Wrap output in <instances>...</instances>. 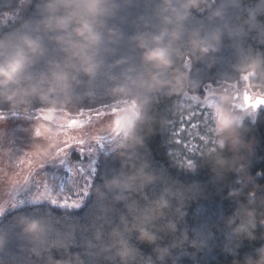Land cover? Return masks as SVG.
Here are the masks:
<instances>
[{
	"label": "trees",
	"instance_id": "trees-1",
	"mask_svg": "<svg viewBox=\"0 0 264 264\" xmlns=\"http://www.w3.org/2000/svg\"><path fill=\"white\" fill-rule=\"evenodd\" d=\"M69 2L0 0V17L20 16L16 23L0 29V37L14 34L20 43L23 36H39L46 49L43 60L62 62L64 53L55 41L48 39L52 33L46 34L45 23L49 20L54 24L61 20L71 23L67 10L61 7ZM118 2L122 7L108 24L119 27L124 39L117 57L112 59L134 48L129 37L145 32L146 23H156L153 11L160 0H128L126 5L124 0ZM234 2L254 3L257 11L250 20L248 35L217 54L227 57L221 61L223 72L218 79L223 85L243 88L242 75L253 63H259L260 75L252 78L250 89L255 93L259 89V94H264V0H215L216 4ZM224 15L226 21L232 22L239 10L229 7ZM40 66L45 67L43 61ZM66 71L71 87L57 86L52 94V102L59 112L92 110L113 104L81 77L76 68L69 66ZM137 105L140 118L122 143L124 147L117 146L100 155L84 207L69 211L40 203L22 206L1 218L0 264H119L118 257H113L121 248L130 257L129 264H233L234 261L240 264L245 253L256 254V248L264 243V227L260 223L264 220V107L254 121L249 118L243 121L239 140L234 131L229 132L224 137L225 147L220 148L216 141L221 137L207 132L206 117L194 114L191 120L183 119L182 113H187L173 105L166 94L152 99L147 121L141 115L145 102L141 99ZM38 107L22 94L14 103L0 101V112L31 113ZM187 159L194 161V172L184 167ZM133 169H142L141 179L148 173L162 175L169 181L165 196L173 205L179 230L164 239L162 246H167V252L162 261L157 260V253L148 245H142L141 254L132 259L122 233L130 227L128 222L132 216L144 223L151 222L154 209L158 208L152 201L163 192L164 186L158 185L156 190L149 186L136 199L135 193L130 195L124 188L120 194L125 199L119 202L111 194L96 193L101 177L123 180ZM258 172L261 174L257 175ZM22 216L50 217L46 234L36 239L23 232L19 223ZM117 226L119 232L113 233L112 229ZM248 232H253L257 239L246 240Z\"/></svg>",
	"mask_w": 264,
	"mask_h": 264
},
{
	"label": "clouds",
	"instance_id": "clouds-1",
	"mask_svg": "<svg viewBox=\"0 0 264 264\" xmlns=\"http://www.w3.org/2000/svg\"><path fill=\"white\" fill-rule=\"evenodd\" d=\"M127 2L124 0L125 5ZM61 7L67 10L71 23L61 20L54 24L49 20L45 29L46 34L52 33L48 39L55 41L64 53L62 62L43 60L46 49L39 36H23L20 43L16 42L14 34L0 37V101L14 103L22 94L39 105L37 112L41 121L44 120V113H53L52 121L48 122L51 126L58 111L52 102V94L57 91V86L71 87L66 69L72 66L113 103L122 100L139 103L142 99L145 107L141 115L145 121L150 119L148 105L152 99L158 94H166L173 105L187 113H182L183 119L191 120L194 114L206 117L207 132L221 137L216 141L220 148L225 147L224 137L229 132L234 131L239 140V130L244 127V118L238 115L240 111L256 112L264 107V94L256 95L254 101L249 96L245 105L234 104L238 97L233 96L218 79L223 72L221 61L227 60V57L217 54L248 35L250 20L257 11L254 3L234 2L229 5L216 4L215 0H160L153 11L156 23H146L145 32L129 37L134 48L115 59L112 58L117 57L124 34L115 24L109 26L108 21L115 19L122 7L118 0H70ZM229 7L239 10V15L232 22L225 20L224 13ZM42 61L45 67L40 66ZM260 67L259 63H253L242 75L246 88L250 87L252 78L260 75ZM256 91L259 93V89ZM84 111L81 108L80 114ZM116 112L118 109L114 110V116ZM34 135L40 141V147H48L42 132L37 130ZM140 146H144L143 137ZM37 147L34 144L32 149ZM118 147L124 145L118 144ZM211 151L216 149L211 148ZM184 167L195 171L191 159L186 160ZM140 172L142 169H133L123 180L101 177L96 193L111 194L112 199L119 202L125 199L120 194L124 188L129 190L130 195L135 193L133 198L136 199L149 186L154 190L158 185L164 186L163 192L152 201L158 208L154 209L151 222L144 223L132 216L128 222L130 227L122 233L132 259L141 254L142 245H148L157 253V260L162 261L167 252V246H162L164 239L179 230L173 205L165 196L169 181L162 175L148 173H144L145 179H141ZM82 207L84 205L80 204L76 210ZM2 214L3 209L0 208V216ZM50 219L46 216H22L19 223L23 232L39 239L46 234ZM260 223L264 227V220ZM112 231L118 233V226ZM245 239L255 241L257 237L248 232ZM116 257L119 264H129L130 257L123 248L116 251L113 258ZM240 264H264V243L259 244L255 255L245 253Z\"/></svg>",
	"mask_w": 264,
	"mask_h": 264
},
{
	"label": "rangeland",
	"instance_id": "rangeland-1",
	"mask_svg": "<svg viewBox=\"0 0 264 264\" xmlns=\"http://www.w3.org/2000/svg\"><path fill=\"white\" fill-rule=\"evenodd\" d=\"M19 18V14L3 15L0 29ZM225 86L238 97L234 101L236 105L247 104L249 96L254 101L259 94L250 87ZM261 109L240 111L238 115L254 121ZM43 115L41 121L37 110L0 112V208L3 209L0 220L25 205L48 203L69 211L85 205L100 155L122 144L133 132L140 109L136 102L122 100L82 114L57 111L51 126L48 122L52 121L53 113L48 111ZM37 130L47 139V148L39 146L40 141L34 135ZM34 144L38 145L35 150ZM86 192L89 194L85 195Z\"/></svg>",
	"mask_w": 264,
	"mask_h": 264
},
{
	"label": "flooded vegetation",
	"instance_id": "flooded-vegetation-1",
	"mask_svg": "<svg viewBox=\"0 0 264 264\" xmlns=\"http://www.w3.org/2000/svg\"><path fill=\"white\" fill-rule=\"evenodd\" d=\"M247 103H248V101H247Z\"/></svg>",
	"mask_w": 264,
	"mask_h": 264
}]
</instances>
